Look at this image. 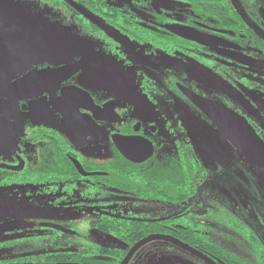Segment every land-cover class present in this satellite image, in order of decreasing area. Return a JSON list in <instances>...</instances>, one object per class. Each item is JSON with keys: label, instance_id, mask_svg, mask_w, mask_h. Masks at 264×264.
Segmentation results:
<instances>
[{"label": "flooded vegetation", "instance_id": "flooded-vegetation-1", "mask_svg": "<svg viewBox=\"0 0 264 264\" xmlns=\"http://www.w3.org/2000/svg\"><path fill=\"white\" fill-rule=\"evenodd\" d=\"M13 1L49 10L84 48L77 55L60 45H38L48 53L31 63H24L23 53L18 69L0 63V75H6L0 91L33 69L80 65L58 85L46 81L43 91L33 89L35 97L0 98V192L46 201L39 209L83 205L73 200L78 194L96 216L91 222L128 219L132 227L156 222L162 232L144 238L170 237L196 251L153 241L128 264H264V184L258 168L179 88L239 117L264 147V0ZM80 92L89 98L83 100ZM63 94L67 100L60 102ZM53 105L64 112L78 107L79 115L91 120L84 146L71 142L79 131L63 123ZM114 136L141 141L139 148L132 146L134 152L148 151V142L151 155L138 163L126 160ZM72 159L86 174L100 175H80ZM232 169L238 188L223 176ZM248 172L258 179L261 197L255 203L243 188ZM157 176L163 197L144 200L141 195L151 192ZM106 180L116 187H105ZM103 236L111 244L101 248L126 249L124 258L144 239L128 246ZM151 244L160 249L144 251ZM18 248L16 242L2 253L0 264H35L43 258Z\"/></svg>", "mask_w": 264, "mask_h": 264}, {"label": "rangeland", "instance_id": "rangeland-1", "mask_svg": "<svg viewBox=\"0 0 264 264\" xmlns=\"http://www.w3.org/2000/svg\"><path fill=\"white\" fill-rule=\"evenodd\" d=\"M56 16L49 10H38V6L23 1L0 0V63L18 69L19 53H23L24 63H31L39 58V53H48L40 50L38 45H60L67 48L66 52L81 54L83 44L71 34H65L54 20ZM39 49V51H38ZM48 49V48H47ZM6 81L5 72L0 75V84ZM2 106V105H1ZM205 165H211L209 159L204 158ZM236 171L225 174L230 183L240 186ZM247 184L243 186L251 202L261 197L256 188L257 177L248 172L245 176ZM74 201L83 205L74 206V203L53 209H39L38 204L46 202L32 195L0 192V256L12 251L15 243L20 252H35L40 258L46 254L69 250L84 254L85 257H95L94 253L102 246H110V241L92 228L90 222L96 219L91 208L80 195L73 196ZM72 202V200H70ZM33 219V222L27 220ZM48 224L71 231L72 234L56 233L42 227ZM3 246V247H2ZM160 244H151L144 251L159 250ZM162 255V254H160ZM153 256L152 254L149 256ZM151 262V260L149 259Z\"/></svg>", "mask_w": 264, "mask_h": 264}, {"label": "water", "instance_id": "water-1", "mask_svg": "<svg viewBox=\"0 0 264 264\" xmlns=\"http://www.w3.org/2000/svg\"><path fill=\"white\" fill-rule=\"evenodd\" d=\"M94 24L98 27H102L97 21L93 20ZM193 39V38H190ZM196 40L202 44H205V41H199L197 38ZM80 69L79 64H72V65H66L59 67L57 69H46L44 71H36L35 69L31 70L25 77L16 80L14 83L10 84L9 86L3 88L0 91V98L8 99V100H17L24 98H32L35 97L37 94H33V89L36 91H43V84L46 81H50L53 83H58L64 79L65 77L69 76L71 73H75ZM40 87V88H38ZM38 88V89H37ZM181 92L207 117V119L216 127L219 134L226 140H228L236 152L241 155L252 167L258 168V175L260 176L261 181L264 184V147L260 143L259 139L256 137L252 129L244 123L239 117L231 113L230 111L226 110L222 106L211 103L208 101H204L199 99V97H196L193 95L190 91L187 89H184L182 87H179ZM83 100H86L88 95L84 94L83 92H80ZM72 95H68V98H70ZM59 100V99H58ZM67 100L66 94H63L60 98V102H65ZM93 106V103H92ZM54 109H56L60 115L63 117L62 122H69V128L72 129L75 133L78 131V135L69 137L71 142L77 146L82 147L85 145V135H87L85 132L88 128V123H91L90 119L84 118L83 115H79L78 107L75 108V106H71L73 110L69 112V109L67 112H64L62 110H59L57 106H54ZM84 107V106H82ZM81 108V107H80ZM76 111L73 113V111ZM97 108L93 107L92 112L95 114L97 113ZM111 121V120H108ZM80 132L82 134H80ZM190 139H192V143L194 142V139L192 137V134L190 131L187 132ZM113 143L120 152V154L128 161L133 163H138L144 159V157H149L152 152L151 145L146 142L148 151L142 152V151H133L132 146L135 148H139L141 145V141H137L138 139L133 138H126V137H120V136H114L113 137ZM73 164L78 171V173L84 177L87 176H96L100 174H86L83 169L80 167V165L72 159ZM46 227H49L51 229H54L56 231L70 234L72 232L66 231L62 228L52 226V225H46ZM111 240L116 241L114 238L109 237ZM153 241H164L168 242L169 244L176 246L178 248H182L186 251H189L191 253L196 254V251L185 244L172 239L170 237H164V236H149L138 243H136L128 252L127 256L124 258V260L121 262V264H128L131 257L134 255L136 251H138L141 247L144 245L153 242Z\"/></svg>", "mask_w": 264, "mask_h": 264}, {"label": "trees", "instance_id": "trees-1", "mask_svg": "<svg viewBox=\"0 0 264 264\" xmlns=\"http://www.w3.org/2000/svg\"><path fill=\"white\" fill-rule=\"evenodd\" d=\"M113 182L111 180H106L105 187H108L109 189L116 187L117 183ZM162 182L163 180L160 176L153 178L152 183L150 184L151 192H146L145 194L141 195L142 198L144 200H160L163 197V192L159 191L162 187ZM127 184L123 186H127ZM187 186L185 187L186 189ZM131 224L132 223L129 222L128 219L119 221L118 218H106L99 222L93 221L90 223L91 227L96 229L98 232L102 233L105 236H113L114 238L123 241L128 246H133L136 242L149 234L162 232V230L160 229L161 225L156 222H154L152 225H144L141 223V225H138L137 222L133 227L131 226ZM125 254L126 249H121L120 247H116L115 249H110L107 247L101 248L99 249L97 256L92 258H87L84 254L81 253L62 250L57 253L46 254L41 260H39L38 262L36 261L35 264H120Z\"/></svg>", "mask_w": 264, "mask_h": 264}]
</instances>
